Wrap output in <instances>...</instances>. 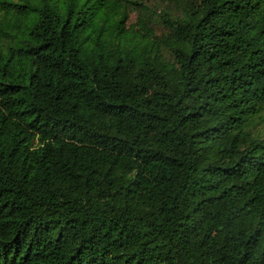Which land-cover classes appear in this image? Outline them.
Instances as JSON below:
<instances>
[{
  "label": "trees",
  "instance_id": "trees-1",
  "mask_svg": "<svg viewBox=\"0 0 264 264\" xmlns=\"http://www.w3.org/2000/svg\"><path fill=\"white\" fill-rule=\"evenodd\" d=\"M0 7V264H264V0Z\"/></svg>",
  "mask_w": 264,
  "mask_h": 264
},
{
  "label": "rangeland",
  "instance_id": "rangeland-1",
  "mask_svg": "<svg viewBox=\"0 0 264 264\" xmlns=\"http://www.w3.org/2000/svg\"><path fill=\"white\" fill-rule=\"evenodd\" d=\"M152 1V0H151ZM10 9L7 7H0V21H6L10 18L11 16ZM136 12L133 10L130 13L129 20H133L135 17Z\"/></svg>",
  "mask_w": 264,
  "mask_h": 264
}]
</instances>
